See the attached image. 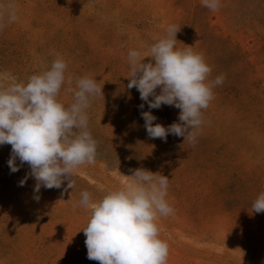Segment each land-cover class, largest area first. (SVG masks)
<instances>
[{"label": "rangeland", "instance_id": "1", "mask_svg": "<svg viewBox=\"0 0 264 264\" xmlns=\"http://www.w3.org/2000/svg\"><path fill=\"white\" fill-rule=\"evenodd\" d=\"M10 3L17 19H0V75L26 84L59 56L73 88L88 76L102 94L86 110L96 161L79 168L73 189L64 191L65 180L34 193L30 175L20 186L30 167L11 172V145H0V264H99L87 258L90 211L79 205L81 193L99 200L138 168L169 178L174 212L157 220L167 264H264V213L252 210L264 193V0H219L216 11L202 0H0ZM169 25L181 28L176 49L202 54L209 81L224 77L195 143L150 138L141 116L148 104L127 88L129 51L146 54ZM67 87L58 95L65 107L75 102ZM180 111L151 109L153 123H179Z\"/></svg>", "mask_w": 264, "mask_h": 264}, {"label": "clouds", "instance_id": "2", "mask_svg": "<svg viewBox=\"0 0 264 264\" xmlns=\"http://www.w3.org/2000/svg\"><path fill=\"white\" fill-rule=\"evenodd\" d=\"M202 4L213 11L220 6L219 0H202ZM5 12L9 22L17 19L14 4L0 6V19ZM180 29L169 25L167 36L151 45L146 54L129 51L127 88H136L148 104L150 110L141 111V116L150 138L166 141L172 134L195 143L203 124L202 110L209 107L215 98L213 88L222 84L224 77L209 81L212 69L202 54L194 52L192 46L175 48ZM146 57L154 64L144 63ZM66 69L67 63L58 56L50 69L30 76L26 84L0 75V145H11L7 162L11 172L29 165L31 171L19 185L23 186L30 175L36 181L34 193L41 187L59 189L65 180L64 191L73 189L79 168L96 161L97 141L89 131L86 110L102 94V87L96 79L85 76L77 78L73 88V78L65 75ZM65 84V91L73 93L75 101L67 107L58 100ZM162 105L181 110L179 123L167 127L153 123L157 117L151 109ZM139 108L142 110L144 104ZM127 177L130 179L122 187L99 200L94 201L88 191L81 193L79 205L90 211L89 222L82 229L87 258L99 264H167L169 245L160 239L157 220L174 212L166 199L169 178L142 168L132 170ZM34 199L38 201L39 195ZM252 210L264 213V193L253 202Z\"/></svg>", "mask_w": 264, "mask_h": 264}]
</instances>
